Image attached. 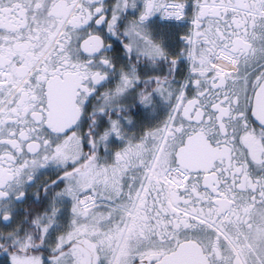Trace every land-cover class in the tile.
Here are the masks:
<instances>
[{"label":"snow or ice","instance_id":"1","mask_svg":"<svg viewBox=\"0 0 264 264\" xmlns=\"http://www.w3.org/2000/svg\"><path fill=\"white\" fill-rule=\"evenodd\" d=\"M0 264H264V0H0Z\"/></svg>","mask_w":264,"mask_h":264}]
</instances>
